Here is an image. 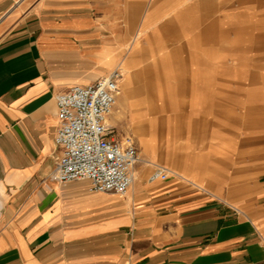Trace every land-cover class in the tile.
I'll return each instance as SVG.
<instances>
[{
	"label": "crops",
	"instance_id": "0c3cea01",
	"mask_svg": "<svg viewBox=\"0 0 264 264\" xmlns=\"http://www.w3.org/2000/svg\"><path fill=\"white\" fill-rule=\"evenodd\" d=\"M163 1L0 0V264H264V151L248 134L186 124L176 149L175 119H119L115 138L135 133L142 151L130 191L59 180L57 96L124 59L163 62L166 52L128 49ZM157 166L173 176L151 181Z\"/></svg>",
	"mask_w": 264,
	"mask_h": 264
},
{
	"label": "rangeland",
	"instance_id": "374dc122",
	"mask_svg": "<svg viewBox=\"0 0 264 264\" xmlns=\"http://www.w3.org/2000/svg\"><path fill=\"white\" fill-rule=\"evenodd\" d=\"M155 4L150 2L148 8L153 14L148 23L152 33H137L140 26L131 25L135 34L128 49L151 48L168 57L162 62L146 56L138 62L140 57L133 67L126 66L128 58L116 68L123 78L109 125L120 119L121 126H127L130 117L137 129L141 118L166 116L180 128L173 135L176 149L187 124L196 131L248 134L249 146L264 151V133H260L264 130V0H185L183 5L169 0L157 3V8ZM151 97L156 101L148 104ZM145 124L148 134L166 136L159 122ZM135 135L131 138L141 151Z\"/></svg>",
	"mask_w": 264,
	"mask_h": 264
},
{
	"label": "built area",
	"instance_id": "2783aa9c",
	"mask_svg": "<svg viewBox=\"0 0 264 264\" xmlns=\"http://www.w3.org/2000/svg\"><path fill=\"white\" fill-rule=\"evenodd\" d=\"M123 74L120 69L94 84L75 86L57 96L60 125L55 143L62 154L57 174L63 183L88 181L96 193L127 194L140 160L132 140L115 138L108 119L116 107ZM172 172L157 166L151 181L168 180Z\"/></svg>",
	"mask_w": 264,
	"mask_h": 264
},
{
	"label": "bare ground",
	"instance_id": "6f19581e",
	"mask_svg": "<svg viewBox=\"0 0 264 264\" xmlns=\"http://www.w3.org/2000/svg\"><path fill=\"white\" fill-rule=\"evenodd\" d=\"M134 46H135V45H134ZM139 48H141V47L138 46L136 49H137V50H140ZM117 100H118V99H117ZM116 105H117V104H116ZM114 110H115V109H114ZM114 110H113V112H114ZM113 112H112V114H113ZM112 114H111V115H112ZM111 115H110V117H111ZM113 116H114V115H113ZM110 117H109V118H110ZM108 123H109V119H108ZM128 139H130V140H132V141L134 142L133 138H129V137H128V138H127V137L123 138L121 142H126ZM164 141H165V140H164ZM165 143H166V142H165ZM157 144H160V142H157ZM140 161H141V160H139V162H140ZM135 180H136V178H135Z\"/></svg>",
	"mask_w": 264,
	"mask_h": 264
}]
</instances>
